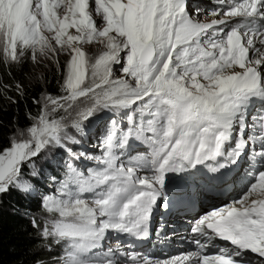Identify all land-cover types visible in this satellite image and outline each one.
<instances>
[{"label":"snow or ice","instance_id":"1","mask_svg":"<svg viewBox=\"0 0 264 264\" xmlns=\"http://www.w3.org/2000/svg\"><path fill=\"white\" fill-rule=\"evenodd\" d=\"M214 4L0 0L3 61L30 53L63 73L60 94L42 93L38 115L0 144V195L31 194L22 168L50 146L97 162L87 176L68 164L66 179L41 199L43 224L31 220L62 246L53 264H264V0ZM205 12L214 18L200 19ZM102 112L110 114L102 154L73 152L68 142L79 141L69 127L84 135ZM136 142L147 152L130 155ZM241 160L237 198L191 228L196 251L160 260L123 250L120 235H149L169 173L202 166L223 176Z\"/></svg>","mask_w":264,"mask_h":264},{"label":"trees","instance_id":"2","mask_svg":"<svg viewBox=\"0 0 264 264\" xmlns=\"http://www.w3.org/2000/svg\"><path fill=\"white\" fill-rule=\"evenodd\" d=\"M62 82V71H57L51 62L38 69L29 55L20 63H5L0 57V144L7 145L16 127L29 125L31 117L39 113L41 105L36 101L40 100L42 93L59 95ZM99 119L96 117L90 125ZM77 140L80 143L81 137ZM67 146L71 148V144ZM56 149L59 151L60 148L56 146ZM60 150L68 152L65 148ZM43 170L49 171L52 178H59L51 164H46ZM27 178L50 194V190L41 183V175H27ZM46 182L50 184V178ZM47 216L41 207L40 197L22 195L15 190L0 195V264H37L38 261L53 264L54 259L62 254V246L43 238L40 229L31 223L36 218L43 224Z\"/></svg>","mask_w":264,"mask_h":264},{"label":"rangeland","instance_id":"3","mask_svg":"<svg viewBox=\"0 0 264 264\" xmlns=\"http://www.w3.org/2000/svg\"><path fill=\"white\" fill-rule=\"evenodd\" d=\"M196 2L202 4V6L206 10L212 9L215 7L214 0H196ZM199 18L202 20L206 19V20L210 21L214 17L207 15V12H205V13L201 14ZM85 47L88 49L89 52L95 53V50L97 48H99V45H86ZM27 55L30 56V53L26 54L25 56H27ZM67 59H68L67 55L62 54L59 56L60 63L64 64L67 61ZM49 62H51V61L44 60L41 63H36V64L33 63V65L39 69ZM104 114H105V112H102L97 117L102 118V116ZM107 118L108 117H106V119L99 122V124H97L98 127L96 128V130L93 133L88 135V140L84 141V143L87 145H81L83 148H85V149L87 148L88 151H82L81 149H79L77 144H73L71 142H68L69 144H71V148H72L73 152H75V153L84 152L86 155H92V156L101 155L103 152V149L100 147V142H101L102 136L105 133V129H106L107 122H108ZM94 120L91 123H93ZM90 126L85 129V133H87L90 130ZM68 132H69V135L74 136L76 139H78L80 137L81 138L85 137V134L83 137V135H81L80 133H77L76 130L74 128H71V127H69ZM57 147L61 149V147H59V146H57ZM60 149L58 151L56 149V146H50L46 151L42 152L38 157L34 158L33 161L29 165H25L22 168L21 178L23 180H27L30 184L33 185V191L31 192L32 195L38 196V197H40V199H42V197L44 195H48L44 191L37 190V188H35L34 184L31 183L30 180H28L29 178H27V175L31 176V177L32 176L38 177L39 175H41L42 178L49 180L50 177H49V174H47L48 172L47 171L45 172L43 170L46 164H51L52 166H56L57 161L59 160V162H61L60 160H62V158L65 157L66 155H68L70 161L73 163V166L78 167L81 170L85 169L87 167V165L91 164L92 162L93 163L96 162L94 160H87L84 157H80L79 159H76V158L70 156V154L67 152L63 153ZM134 149H135V151L130 152V155H137L140 153L147 152V146L143 145L139 142H136L134 144ZM94 151H96V153ZM33 173H35V175H33ZM46 183H47L48 189H50V193H53L56 189V187H55L56 184L53 183L52 180H50V184H48V182H46ZM35 190H37V191H35ZM36 193H38V194H36ZM109 244L115 245V241L112 240L111 242H109ZM48 248H51V247L49 246ZM123 250H124V248H123Z\"/></svg>","mask_w":264,"mask_h":264},{"label":"bare ground","instance_id":"4","mask_svg":"<svg viewBox=\"0 0 264 264\" xmlns=\"http://www.w3.org/2000/svg\"><path fill=\"white\" fill-rule=\"evenodd\" d=\"M217 190L218 189H216L213 185H209L208 186L207 199L212 203L213 207L226 203V202H223V203L219 202V200L221 198H223V195H220V196L216 195L215 191H217ZM180 255H182V254L181 253L180 254H175V255H172V256H170L168 258H171V257H174V256H180ZM168 258H166V259H168ZM163 260H165V259H163Z\"/></svg>","mask_w":264,"mask_h":264}]
</instances>
